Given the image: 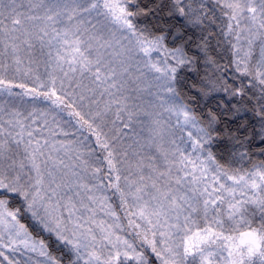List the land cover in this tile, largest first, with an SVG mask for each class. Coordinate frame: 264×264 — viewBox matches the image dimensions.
Segmentation results:
<instances>
[{"label":"snow or ice","instance_id":"obj_1","mask_svg":"<svg viewBox=\"0 0 264 264\" xmlns=\"http://www.w3.org/2000/svg\"><path fill=\"white\" fill-rule=\"evenodd\" d=\"M0 264H264V0H0Z\"/></svg>","mask_w":264,"mask_h":264}]
</instances>
